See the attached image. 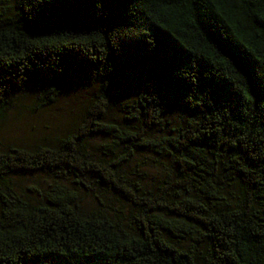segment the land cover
Instances as JSON below:
<instances>
[{
	"label": "trees",
	"instance_id": "1",
	"mask_svg": "<svg viewBox=\"0 0 264 264\" xmlns=\"http://www.w3.org/2000/svg\"><path fill=\"white\" fill-rule=\"evenodd\" d=\"M82 90L63 137L0 148V264H264V0H0V108Z\"/></svg>",
	"mask_w": 264,
	"mask_h": 264
},
{
	"label": "rangeland",
	"instance_id": "2",
	"mask_svg": "<svg viewBox=\"0 0 264 264\" xmlns=\"http://www.w3.org/2000/svg\"><path fill=\"white\" fill-rule=\"evenodd\" d=\"M94 92V90H82L66 94L52 105L45 107L38 106V101L32 92L17 96L11 106L4 110L0 108V148L12 146L32 148L46 141L53 142L56 138L63 137L81 120ZM119 106L116 104L111 109L110 118L114 120L122 118ZM182 116L181 112H176L173 120L177 122ZM88 142L89 148L95 149L101 144L107 145L109 139L106 136L96 135L89 138ZM171 168L168 157L147 150L138 152L129 164L130 172L148 186H153L160 181ZM50 184L51 180L44 174H29L17 179L19 189L28 196L31 195L30 188L44 191ZM81 194L79 192L84 207L91 208L97 204L92 196ZM104 199L105 204L118 205L119 203L117 199L115 202V198L110 194Z\"/></svg>",
	"mask_w": 264,
	"mask_h": 264
}]
</instances>
